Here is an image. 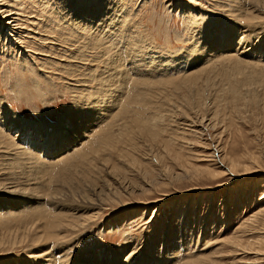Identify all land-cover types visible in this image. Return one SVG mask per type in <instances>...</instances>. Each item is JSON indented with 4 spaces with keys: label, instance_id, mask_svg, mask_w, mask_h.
<instances>
[{
    "label": "rangeland",
    "instance_id": "1",
    "mask_svg": "<svg viewBox=\"0 0 264 264\" xmlns=\"http://www.w3.org/2000/svg\"><path fill=\"white\" fill-rule=\"evenodd\" d=\"M23 1V17L34 21L21 40L34 52L11 44L0 14V211L16 210L0 214V264H28L30 252L47 249L55 255L33 264H264V58L234 64L222 54L248 45L245 37L236 47L232 35L264 32L263 2L261 10L255 0H196L202 11L189 2L186 12L181 1L172 11L170 0H103L121 24L108 33L109 23L95 25L91 38L73 35L79 0ZM261 36L248 47L264 51ZM209 44L215 51L203 49ZM235 66L242 74L232 75ZM102 105L110 111L103 119L91 113ZM9 113L41 130L11 138ZM62 126L72 147L67 140L56 151L48 136ZM46 139V152L34 146ZM12 184L25 194L7 193ZM99 208L85 228H56ZM32 223L37 230L24 227ZM27 228L29 238L17 242Z\"/></svg>",
    "mask_w": 264,
    "mask_h": 264
},
{
    "label": "bare ground",
    "instance_id": "2",
    "mask_svg": "<svg viewBox=\"0 0 264 264\" xmlns=\"http://www.w3.org/2000/svg\"><path fill=\"white\" fill-rule=\"evenodd\" d=\"M179 1H181L182 2V10L184 11V10H186V12H188L187 11V8L185 7L186 5H188L189 4V2H192L193 4H194V1H196V0H170L169 1V7H170V9L173 11L174 10V7H176V4H177V2H179ZM256 1V4L255 5H257V7H260L261 8V10L263 9L262 7H261V5L262 4H260L261 3V1L263 2V4H264V0H255ZM107 1H103V0H79L78 2H76V5H77V7H75L78 11H80V13H78V15H76L77 17L73 20V21H75V23H74V25L75 24H77V26H76V28H79V31H78V33H75V34H73V35H75V36H81L80 35V31H83V33H85V32H87V34H89L90 33V36L92 35H94V33L92 34V32L91 31H93L94 32V30H95V28L98 30V28H100L99 26H101L100 24L101 23H103L104 25H106L107 23H109V25L108 26H110V28L109 27H105V28H108L107 30L108 31H106L107 33L109 32V30H110V32H111V30H113L114 28L116 29V27H117V23L119 22L118 21V18H116V17H111L112 16V13H114V11L111 13V16L109 17V15L107 14V12H106V5H105V3H106ZM24 1L23 0H0V14L2 15V17L4 18V22L6 21V23H4V26H3V33H5V34H7L6 36H7V38H9V39H11L10 37H12L13 36V40L14 41H12V43L11 44H13L15 47H18V48H20V47H23V45L25 46V48L26 49H24V51H26L27 53H30V51L31 52H34L32 49H30V48H27V46L25 45V40H21V39H23V37H25L26 38V36L25 35H22V34H25V32H24V30L23 29H25L26 28V25L27 24H30V22L31 21H34V20H31L30 18L28 19V18H24L25 16H24ZM75 5V6H76ZM195 6H196V8L200 11L201 10V7L200 6H197L196 4H194ZM249 5V4H248ZM8 7L9 9H10V11H11V13H3L4 11H2V8L3 7ZM104 6H105V9H104ZM110 6V5H109ZM178 7L179 8H181V6H180V4L178 3ZM74 8V7H73ZM6 9V8H5ZM72 9V8H71ZM110 9H112V7L110 8ZM74 10V9H73ZM76 10V11H77ZM254 10V9H253ZM259 10V9H258ZM75 11V10H74ZM112 11V10H111ZM202 11V10H201ZM206 12V11H205ZM208 12V11H207ZM108 13H110V12H108ZM116 14V13H115ZM190 14V13H189ZM204 15H205V13H203ZM211 14V12H209V13H207V15H210ZM98 15H100V16H98ZM200 15V14H199ZM201 15H202V13H201ZM24 16V17H23ZM115 16V15H114ZM250 16V15H249ZM7 17V18H6ZM97 17H98V20H97V22L94 20V19H97ZM205 17V16H204ZM208 17V16H207ZM206 17V18H207ZM210 17V16H209ZM212 17V16H211ZM253 17H255V16H253ZM215 18V17H214ZM262 18V17H261ZM202 19H203V16H202ZM201 19V20H202ZM205 19V18H204ZM204 19L202 20V21H204ZM216 19V18H215ZM219 19V18H218ZM220 20V19H219ZM255 20V19H254ZM206 21L207 20H205V24H206ZM233 21V20H232ZM28 22V23H27ZM89 22H91V24H88ZM210 22V21H209ZM212 22H214V20L212 21ZM221 22H222V19H221ZM256 22V21H255ZM27 23V24H26ZM69 23H71V22H69ZM120 23V22H119ZM215 23H216V21H215ZM214 23V24H215ZM223 23H224V21H223ZM121 24V23H120ZM209 24V23H208ZM217 24V23H216ZM225 24V23H224ZM227 24V23H226ZM68 25V24H67ZM69 25H73V24H69ZM95 25H99L98 26V28H97V26L95 27ZM220 25V24H219ZM254 25V24H253ZM39 26V23H38V25H37V27ZM45 26V25H44ZM107 26V25H106ZM210 26V25H209ZM211 26H213L212 24H211ZM211 26H210V28H211ZM252 26V25H251ZM36 27V28H37ZM120 27V26H119ZM205 27V26H204ZM257 27V26H256ZM45 28H46V26H45ZM51 28V27H50ZM69 28V27H68ZM101 28L103 29V26H101ZM104 28V29H105ZM225 28H227V32H228V34H230V33H233V32H236L237 34H239V32H238V30L239 29H237V28H233L231 31H229V28L227 27V26H225V27H221V28H219L220 30H223V29H225ZM258 28V30H259V27H257ZM102 29L100 30V31H102ZM114 29V30H115ZM218 29V30H219ZM264 29V28H263ZM36 30H38V28L36 29ZM207 30V29H206ZM242 30V29H241ZM247 30V29H246ZM250 30V29H249ZM48 30H46V32H47ZM204 31V30H203ZM36 32H39L38 34H41L40 32H42V31H40V30H38V31H36ZM89 32V33H88ZM103 33L105 32V31H102ZM101 32V33H102ZM121 32V31H120ZM204 32H209V31H204ZM215 32V31H214ZM82 33V32H81ZM216 33H218V31L216 32ZM216 33H213V34H211V35H215ZM253 33V34H252ZM255 33V34H254ZM86 34V33H85ZM97 34H99V33H97ZM104 34H106V33H104ZM114 34V33H113ZM118 34V33H117ZM259 34V35H258ZM28 35H30V34H28ZM102 35V34H101ZM101 35H100V37H101ZM254 35H256L257 37L259 36V37H262L261 35H263L264 36V32L263 33H259V32H257V30H253V31H251L250 33H245V31H240V34L238 35V36H236V37H234L233 35L231 36V38H230V40H234V39H237L234 43H233V45L236 43V47H239V45H241L242 43H243V39L245 38V37H250L249 39H247L246 40V42L248 43V45H250V44H253L252 42L254 41ZM84 36V35H83ZM92 36H91V38H92ZM105 36H107V34L105 35ZM120 36V35H119ZM132 37L131 38H133V35H131ZM205 36V35H204ZM203 35L202 36H200L201 38H199V40H196V41H194V45L195 44H197V43H199V42H201V39H203V38H205L206 39V37H204ZM108 37V36H107ZM130 37V36H129ZM83 38V37H82ZM94 38V37H93ZM97 38V37H96ZM103 38H105L104 36L101 38V39H103ZM196 38V37H195ZM40 41L42 40V37L40 36ZM77 40H78V38H76ZM89 39V38H88ZM7 40V39H6ZM12 40V39H11ZM83 40V39H82ZM98 40V39H97ZM107 40H108V38H107ZM125 40V39H124ZM204 40V39H203ZM25 41V42H24ZM43 41V44H42V42L40 43V44H42L43 46H45V42H44V39L42 40ZM58 41V40H57ZM88 41H90V40H88ZM102 41V40H101ZM131 41V45L134 47V48H136V46H138L140 43L139 42H137V41H135V37L132 39V40H130ZM220 42V41H219ZM223 41H221V43H222ZM245 42V43H246ZM94 43V42H93ZM97 43V42H96ZM103 43H105V41H103L102 42V44ZM215 44H216V42H214ZM218 43V42H217ZM220 43V44H221ZM238 43H239V45H238ZM101 44V45H102ZM215 44H209V45H206V46H203V49L205 50V49H207L208 47H210V49L212 50V51H215ZM96 45V44H95ZM105 44H103L102 46H104ZM117 45V44H116ZM248 45H244V43H243V46L242 47H240L239 49H238V51H237V49L234 47L233 49H231V50H229L228 52H224V53H222V54H227L226 55V57H224V58H228L230 61H232V60H234V62H236V63H234V64H237L238 62H243V61H245L246 62V60H243L244 58H242L241 56H243V57H253V61H254V63H256L255 62V60L257 59H261V60H263V58H264V51H262V48H261V46H256V47H253V46H250V47H248ZM29 46L31 47V45L29 44ZM120 46V45H119ZM144 46H149L147 43H143L140 47H138L137 49H139V48H144ZM193 46V45H192ZM89 47V46H88ZM122 47V46H121ZM49 48H51V47H49ZM94 48V47H93ZM133 48V49H134ZM148 48V47H147ZM21 49V48H20ZM140 50V49H139ZM147 50V49H146ZM110 51V50H109ZM129 51V50H128ZM201 51H203V50H201ZM212 51H211V53H209V55H213L214 53H212ZM234 51H236V54H233V52ZM37 52V51H36ZM39 52V51H38ZM123 52V51H122ZM143 52H147V51H144V49H143ZM193 52V51H192ZM24 53V52H23ZM125 53V52H124ZM133 53V52H132ZM190 53V52H189ZM202 53V52H201ZM31 54H33V53H31ZM36 54V53H35ZM128 54V53H127ZM126 54V55H127ZM129 54H130V52H129ZM138 54V53H137ZM140 55H142V50L140 51V53H139ZM200 54V53H199ZM37 55H38V53H37ZM131 55V54H130ZM239 55V56H238ZM110 56V55H109ZM116 56V55H115ZM114 55H113V57H115ZM122 56H124V55H122ZM136 56V55H135ZM143 56H144V54H143ZM152 56V55H151ZM170 56V55H169ZM172 56V55H171ZM170 56V57H171ZM112 57V58H113ZM121 57V56H120ZM125 57V56H124ZM133 57V56H132ZM131 57V58H132ZM216 58L217 57V55H214V56H211L210 58ZM145 58V57H144ZM143 58V59H144ZM152 58H154V57H152ZM209 58V57H208ZM109 59V58H108ZM135 59V58H134ZM111 60V59H110ZM113 60V59H112ZM112 60H111V62H112ZM123 60H125V59H123ZM126 60H127V58H126ZM130 60H132V59H130ZM137 60V59H136ZM139 61V60H138ZM114 62L116 63L117 62V58L115 57V60H114ZM119 62V61H118ZM151 63H152V61H151ZM170 63V62H169ZM249 63V62H248ZM252 63V62H251ZM250 64V66L252 67V68H254L255 70H252L251 72H249V73H246L245 75L247 76V79H248V81L247 82H251V77L253 76L254 77V75L257 73V69H258V64ZM261 63V62H260ZM26 64V61L25 62H23V65H25ZM112 63H110V65H111ZM134 64V63H133ZM143 65H144V63H142ZM141 64V65H142ZM153 64V63H152ZM22 65V66H23ZM119 65V64H118ZM140 65V64H139ZM21 66V67H22ZM145 66V65H144ZM257 66V67H256ZM111 68H112V66H110ZM118 67V66H117ZM116 67V69H119V68H117ZM147 67V66H146ZM236 67V66H235ZM256 67V68H255ZM110 68V69H111ZM113 70V69H112ZM121 70H125V69H121ZM120 69L118 70V71H121ZM129 70V69H128ZM136 70H138V68L136 69ZM140 70V69H139ZM115 71V70H114ZM141 71V70H140ZM142 72V71H141ZM200 72L201 71H198V73L196 72L195 74H192L193 76H195V75H197L198 76V74L200 75ZM235 72L238 74V73H241L242 74V69H240V68H237L236 67V69L234 70V73H232V75L234 74L235 75ZM120 73V72H119ZM111 74V73H110ZM110 74H108V76L110 75ZM121 74H123V73H121ZM125 74L127 75V73H126V71H125ZM138 74H139V71H138ZM124 75V74H123ZM112 76V75H111ZM110 76V78H112ZM129 76V75H128ZM166 76V75H165ZM246 76H244L245 78H246ZM235 77V76H234ZM109 78V79H110ZM114 78H115V76H114ZM122 78H125V75L122 77ZM189 78H190V76H189ZM195 77H193V78H191V79H188V80H190V81H192L193 79H194ZM122 80V79H121ZM236 83V82H235ZM252 84H254V83H252ZM113 86V85H112ZM121 86V85H120ZM125 86V85H124ZM115 87V86H114ZM232 87H234V86H232ZM236 88H233L232 89V91H233V93L235 94L236 92H238L237 90H238V85L237 86H235ZM117 88V87H116ZM123 88V87H122ZM253 88V87H252ZM88 89V88H87ZM120 89V88H119ZM124 89V88H123ZM122 90V89H121ZM116 91H118V89L116 90ZM113 92V91H112ZM122 93V92H121ZM118 94V93H117ZM136 95V94H135ZM139 95V94H138ZM236 95H238V93H236ZM103 97V96H102ZM110 97H112V96H110ZM142 97V96H141ZM109 100V99H108ZM108 100H105V102H109ZM116 104V103H115ZM127 105V104H126ZM91 106V105H90ZM94 106H96V105H94ZM107 107H109V105L107 104L106 105ZM124 106H125V104H124ZM0 107L1 108H3V104H1L0 105ZM93 107V106H92ZM107 107H105L104 105H102V107L101 108H98V109H91V113L92 114H94L95 112H97V113H101V115L99 116V118H104L103 117V115L105 116V114L107 115V113L109 112L110 113V111L108 110L109 108H107ZM85 111V110H84ZM86 111L84 112V114L86 115ZM9 115L11 116L10 117V119H8V120H6V122L5 123H7V126L10 128V130L11 131H16L17 133H15V136H11V138H13V137H16L17 135H18V133H19V131H20V128H22V129H24L25 128V132L26 131H28L29 129H34V130H37V131H40L41 129H40V127H38V125H28V123L26 122V121H21V120H19L14 114H11V113H9ZM6 116H8V115H6ZM108 116V115H107ZM106 116V117H107ZM4 119L5 118V116L4 117H2L1 116V119ZM102 119H100V120H102ZM98 120V119H97ZM99 122V121H98ZM92 123V122H91ZM90 122H89V124L87 125V126H89V128H88V130L86 131V136L89 134V131H91V124ZM109 123V122H108ZM107 123V124H108ZM9 124V125H8ZM91 124V125H90ZM94 125V124H93ZM97 125H99V124H97ZM111 126H112V123L110 124ZM117 127V126H116ZM75 127H71L70 129H69V131L71 132V134H75L76 133V130L74 129ZM94 128V127H93ZM108 128H110V127H108ZM63 130H64V126H62V127H60V129L57 131V132H55V133H52V134H50L48 137H51L50 139H49V142H51V143H53V142H55V149H56V151H58L57 149L59 148V146H63L64 144H66V141L68 140V138H69V136H68V134L65 132H63ZM21 132H23V134L25 133L24 131H21ZM92 133V132H91ZM90 133V134H91ZM108 133H110V132H108ZM67 134V135H66ZM114 134H116V133H114ZM113 134V135H114ZM18 136H20V135H18ZM17 136V137H18ZM110 136V135H109ZM115 136V135H114ZM47 137V138H48ZM104 137V139H105V141H107L106 140V138H107V136H103ZM99 138H101V137H99ZM108 139V138H107ZM115 139V138H114ZM29 140V139H28ZM27 140V141H28ZM69 140H70V138H69ZM68 140V145L66 144V147H65V149L69 146H71L72 147V145H70V141ZM109 140V139H108ZM26 142V141H25ZM29 142V141H28ZM28 142H27V144H28ZM104 142V141H103ZM32 143H33V145L35 144V142H33L32 141ZM32 143H31V145H32ZM47 143V139L46 140H43V143H40L39 145H38V142L34 145V146H36L37 148H39V149H41V150H43V151H45V144ZM107 143V142H106ZM30 144V143H29ZM75 144V143H74ZM89 145H91V144H89ZM96 145V144H95ZM34 146H31V148L33 147L34 148ZM24 147V146H23ZM94 147V146H93ZM92 146H90V147H88V148H85L84 149V152L86 151V150H89V149H91V148H93ZM74 148V147H73ZM73 148H71V150L73 149ZM95 148V147H94ZM97 148H99V147H97ZM25 149V148H24ZM30 149V148H29ZM68 149H70V148H68ZM32 150V149H31ZM59 151H61V150H59ZM63 151H65V150H63ZM68 151V150H67ZM46 152V151H45ZM87 152V151H86ZM142 152V151H141ZM64 153V152H63ZM62 153V154H63ZM65 153H67L68 154V152H65ZM65 153H64V155H65ZM93 153V152H92ZM61 154V155H62ZM86 154V153H85ZM146 154H148L147 152H146ZM158 154V153H157ZM88 155V154H87ZM158 155H161V154H158ZM85 156V155H84ZM146 156V155H145ZM61 157V156H60ZM85 157H87V156H85ZM81 158V157H80ZM145 158H147V156L145 157ZM161 158V156L159 157V159ZM57 159H59V156L57 157ZM134 159V163L133 164H135V162H137V161H140L137 157H134L133 158ZM144 159V158H143ZM95 160V159H94ZM155 160V159H154ZM142 161V160H141ZM139 163V162H138ZM235 165H237L235 162H233L232 163V166H233V169L235 170ZM247 168V167H246ZM112 169V168H111ZM250 170V169H249ZM249 170H247V171H249ZM146 177V176H145ZM122 178V177H121ZM114 183V182H113ZM117 183H119V185L120 186H118L117 188H114L115 190H112V191H114L113 193H114V195L117 197V195L118 194H120V192H123L124 190H122V191H120V187H122L121 185L122 184H124V182H123V180H118V182ZM108 185V184H107ZM126 188V187H125ZM133 189H135V188H133ZM101 190V189H100ZM103 191H105V190H103ZM132 191V190H131ZM97 193H95V196H96V198L98 199V200H100V201H102L103 200V193H101V191L100 192H98V190L96 191ZM109 192V191H108ZM7 193H11V194H13V195H15V197L17 196V195H23V194H25V191L24 190H21V189H19L18 187H16V185H14V184H12V185H10V186H8L7 187ZM104 195H105V193H104ZM109 195V194H108ZM110 197H112V196H110ZM115 200V199H114ZM104 201V200H103ZM150 202V201H149ZM100 206V205H99ZM28 209V208H27ZM100 209H102V208H99V211H97V212H95V213H93L94 215L91 217V216H83L82 218L79 216L78 217V221H79V223H78V221H75V223H61V224H58V226L56 227V228H58V231H61L62 229H66V228H69V230H80V229H82V228H85V226H87L88 224H89V222H91V221H93V220H96V219H98L99 218V216H100V214H101V212H100ZM15 211L16 212V210H14V209H7V210H3V211H0V214L2 213V214H8V212H11V213H13V211ZM16 215H17V213H16ZM16 217V216H15ZM253 218V217H252ZM42 219V218H41ZM57 224V223H56ZM28 225H30V228L31 229H34V230H37V228H36V225H35V223H32V224H27V225H24V227H27ZM20 227V226H19ZM30 228H27V229H24V231L22 232V234H21V236H19V232L18 233H15L16 235L14 236L16 239H17V237L19 238V240L17 241V242H20V243H23V242H25L28 238H29V232H30ZM55 228V227H54ZM41 233V232H40ZM47 233L45 232L43 235H46ZM43 235L42 234H39L38 236H36L37 238H42L43 237ZM3 239V238H2ZM59 240V239H58ZM261 240H263V239H261ZM36 241H38V239H36L35 237H33V238H31L30 239V242H36ZM62 241V240H61ZM258 241V240H257ZM259 242H262L261 244L259 243ZM258 243L260 244V247H263L262 246V244L264 243V241H259ZM16 243V242H15ZM234 243H236V242H234ZM257 243V244H258ZM258 246V245H257ZM259 247V246H258ZM257 247V248H258ZM60 251H64V249H62V250H60ZM30 252V251H29ZM50 251L47 249L46 251H45V253H41V254H37L36 252H30L31 253V255H29V258H30V260H31V263H28V264H33V263H35V262H38V261H36V260H40V257L41 256H45L46 255V258H48V257H50L52 254H54V252L51 254V253H49ZM134 252V251H133ZM33 253H36V254H33ZM65 253H67V252H65ZM57 254H60V253H57ZM68 254V253H67ZM55 255V254H54ZM62 256H63V254H62ZM52 257V256H51ZM168 257V256H167ZM56 258V257H55ZM60 258H61V256H60ZM63 258H65V255H64V257ZM62 258V259H63ZM68 258V257H67ZM130 258V257H129ZM172 258V257H171ZM44 259V258H43ZM58 259H59V257H58ZM61 259V260H62ZM137 259V258H136ZM47 260V259H46ZM53 260V259H52ZM51 260V261H52ZM48 261V260H47ZM67 261V260H66ZM129 261V260H128ZM136 263V262H135ZM61 264V263H60Z\"/></svg>",
    "mask_w": 264,
    "mask_h": 264
}]
</instances>
